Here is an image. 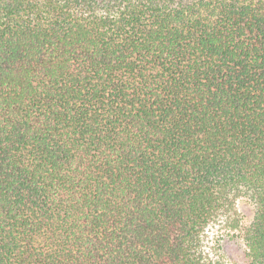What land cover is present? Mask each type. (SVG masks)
I'll return each mask as SVG.
<instances>
[{
  "label": "trees",
  "instance_id": "1",
  "mask_svg": "<svg viewBox=\"0 0 264 264\" xmlns=\"http://www.w3.org/2000/svg\"><path fill=\"white\" fill-rule=\"evenodd\" d=\"M242 196L264 264V0H0V264H211Z\"/></svg>",
  "mask_w": 264,
  "mask_h": 264
},
{
  "label": "rangeland",
  "instance_id": "2",
  "mask_svg": "<svg viewBox=\"0 0 264 264\" xmlns=\"http://www.w3.org/2000/svg\"><path fill=\"white\" fill-rule=\"evenodd\" d=\"M253 216V204L242 196L236 199L229 215L207 227L204 251L211 264H248L242 235L251 224Z\"/></svg>",
  "mask_w": 264,
  "mask_h": 264
}]
</instances>
